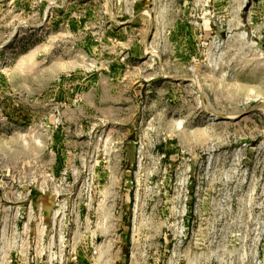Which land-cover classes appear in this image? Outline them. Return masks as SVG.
<instances>
[{
    "label": "rangeland",
    "instance_id": "rangeland-1",
    "mask_svg": "<svg viewBox=\"0 0 264 264\" xmlns=\"http://www.w3.org/2000/svg\"><path fill=\"white\" fill-rule=\"evenodd\" d=\"M0 264H264V0H0Z\"/></svg>",
    "mask_w": 264,
    "mask_h": 264
}]
</instances>
